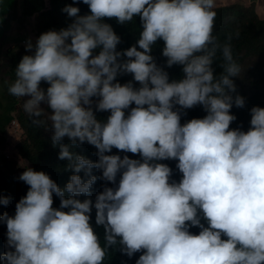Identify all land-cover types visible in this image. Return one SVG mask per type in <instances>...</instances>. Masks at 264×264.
Returning <instances> with one entry per match:
<instances>
[{
  "label": "clouds",
  "instance_id": "obj_1",
  "mask_svg": "<svg viewBox=\"0 0 264 264\" xmlns=\"http://www.w3.org/2000/svg\"><path fill=\"white\" fill-rule=\"evenodd\" d=\"M255 1L82 0L88 13L65 4L66 27L22 40L18 52L29 54L2 67L0 86L23 101L34 125L51 126L68 162L59 173L71 175L59 187L50 168L22 157L26 136L11 112L3 128L22 133L23 170L7 171L4 153L3 167L29 187L13 215L0 214L3 264H264V100L233 96L241 66L232 35L219 42L225 29L214 23L215 11L232 7L264 21ZM137 16L135 44L118 50L105 18ZM125 74L131 79L121 83ZM234 105L247 114L235 116ZM85 142L95 161L70 150Z\"/></svg>",
  "mask_w": 264,
  "mask_h": 264
},
{
  "label": "trees",
  "instance_id": "obj_2",
  "mask_svg": "<svg viewBox=\"0 0 264 264\" xmlns=\"http://www.w3.org/2000/svg\"><path fill=\"white\" fill-rule=\"evenodd\" d=\"M65 4H74L78 6L81 15L90 11L88 6L82 3V0H14L8 14L10 17L15 18L10 19L9 28L0 33V78L2 76L3 66H9L10 64L11 67L15 66L21 57L25 54H29L30 51L27 50L26 53L18 52L19 48H21L22 40L18 37H10L9 35L10 32H15L17 27L16 21L21 17L22 20L27 23L26 28L28 29L27 32L29 35L37 38L42 32L50 29L59 30L61 27H66L67 24L71 22L72 18L61 11ZM215 12L216 16L214 18V23H220V26L225 29L224 37H219L218 41L223 43L229 34L232 35L231 45L233 58L241 66L240 74L232 77L235 84L233 96L237 93L243 96L246 92L253 96L252 100L254 102L257 100L263 101L264 21L259 20L252 10L243 7L226 8ZM105 22L111 24L113 30L121 38L120 43L117 45L118 50L126 49L135 44L139 31L141 30L138 16L134 17L132 21L124 24L117 23L115 18H105ZM158 41L161 42H156L152 47V56L156 49L163 44L162 40ZM223 63L222 55H216L213 61L214 74H218L222 71L221 65ZM181 76L182 73L180 77ZM117 79H119L121 83H124L131 79V74L121 75L117 77ZM7 80L10 82L12 79L8 78ZM135 83L137 82H134V84ZM41 87L46 88L47 84L42 81ZM19 100V97H14L7 92L6 86L4 88L0 86V130H4L3 127L6 123L12 121L10 113L15 112L16 118L26 136V139L18 145L19 153L33 165L50 168L55 174L54 176H50V178L55 180L59 187H63L71 174L64 172L59 173L61 167L65 169V165H67L68 162L66 159L58 158L59 146H53L51 142V126L49 125L46 130L43 126L34 125L32 123V117H30L24 109L15 107ZM41 106L47 110L45 105ZM230 112H233L235 116L236 113L246 115L248 110H246L244 106L236 107L234 105L230 109ZM205 114L206 113L201 117ZM97 118L99 119L98 115ZM63 142H68L67 137H65ZM70 150L78 154H83L93 161L97 159L94 155L96 151L95 147L86 142L78 146H72ZM117 152L121 156L129 153H124L122 150H117L115 148L112 149V153ZM4 157V155H1L0 160L6 161ZM92 174L98 177L91 186L90 196L93 199V186L97 184L100 173L99 170L94 168ZM79 175L83 178V172L79 173ZM18 177L19 176L14 174H9L0 164V196H7L10 198L7 205L0 204V214L7 212L9 215H13L15 203L26 194L29 186L19 180ZM53 207H59V198L56 197L55 194H53ZM6 231V224L0 222V254L6 250ZM117 257L118 255L111 258V262H115ZM0 264H3V261H0Z\"/></svg>",
  "mask_w": 264,
  "mask_h": 264
},
{
  "label": "rangeland",
  "instance_id": "obj_3",
  "mask_svg": "<svg viewBox=\"0 0 264 264\" xmlns=\"http://www.w3.org/2000/svg\"><path fill=\"white\" fill-rule=\"evenodd\" d=\"M13 2L14 0H0V33L9 28L8 13L10 11V8H12ZM16 22H17V27L15 29V32L9 33L10 37H18L20 40L28 38L29 33L27 32L28 29L26 28L27 23H25L21 17ZM25 41L27 42V40ZM5 74H6V70L4 72V77ZM22 103L23 101L19 100L18 103L16 104V107L23 109ZM0 135H1L0 137H5V139L3 140L5 141L4 144L5 146L4 147L3 145L0 146V155L4 153L7 155V158H9L8 159L9 162L4 164L6 170L7 171L10 170V172H12L13 170H18V173L21 172V170H23L22 164L24 161L19 158L17 144L19 143L20 140L23 139L22 133L18 132L17 134H14L13 131H10L9 133L7 130L5 132V130L2 129L0 130ZM14 161L15 163H18L16 167H13L11 164ZM0 164L3 167V162L1 160H0ZM11 169L13 170L11 171Z\"/></svg>",
  "mask_w": 264,
  "mask_h": 264
},
{
  "label": "crops",
  "instance_id": "obj_4",
  "mask_svg": "<svg viewBox=\"0 0 264 264\" xmlns=\"http://www.w3.org/2000/svg\"><path fill=\"white\" fill-rule=\"evenodd\" d=\"M227 1V0H224ZM245 4H253L255 0H242ZM256 11L261 18H264V0H256ZM254 5V4H253Z\"/></svg>",
  "mask_w": 264,
  "mask_h": 264
}]
</instances>
